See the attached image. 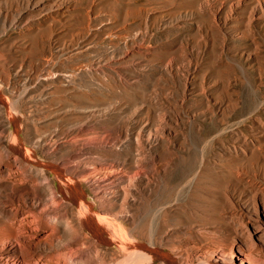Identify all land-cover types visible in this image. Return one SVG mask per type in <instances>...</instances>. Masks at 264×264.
<instances>
[{
  "label": "rangeland",
  "instance_id": "rangeland-1",
  "mask_svg": "<svg viewBox=\"0 0 264 264\" xmlns=\"http://www.w3.org/2000/svg\"><path fill=\"white\" fill-rule=\"evenodd\" d=\"M238 240L264 264V0H0V264Z\"/></svg>",
  "mask_w": 264,
  "mask_h": 264
},
{
  "label": "bare ground",
  "instance_id": "bare-ground-1",
  "mask_svg": "<svg viewBox=\"0 0 264 264\" xmlns=\"http://www.w3.org/2000/svg\"><path fill=\"white\" fill-rule=\"evenodd\" d=\"M28 153V152H27ZM62 181V180H61ZM63 182H65V181H63ZM68 182V181H67ZM71 183V182H70ZM65 187V186H64ZM68 187V186H67ZM66 190H67V188H66ZM70 191V190H69ZM53 199H52V204L53 203H55V202H53V200L56 198H54V196L52 197ZM58 200V199H57ZM57 203V202H56ZM60 204V203H59ZM58 204V205H59ZM55 206V205H54ZM81 206V209H80V214H82L83 213V211L84 210H87L86 208H89V205L88 206H84V205H80ZM56 207H57V205H56ZM89 210V209H88ZM88 210H87V212H88ZM84 212H86V211H84ZM84 214V213H83ZM86 215H87V213H86ZM81 216H83V215H81ZM84 216H85V214H84ZM93 218V217H92ZM82 220V219H81ZM119 231V230H118ZM249 246L250 245H248L247 243H245L244 244V242L243 241H241V240H238L237 242H233L231 245H230V247H229V249H227V251L226 250H224L223 251V254L226 256V257H228V260H225L224 262L226 263V264H232L231 262H232V260L233 259H235V260H237V261H239V259H240V256L241 255H243L244 257H246V261L249 263V262H251L249 259H250V256L249 255H251V252L249 251ZM251 248V247H250ZM234 250H236V252H238V256H237V254H235V251ZM243 258V257H242ZM253 262V261H252ZM236 264H239L238 262H236Z\"/></svg>",
  "mask_w": 264,
  "mask_h": 264
}]
</instances>
